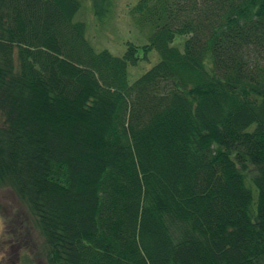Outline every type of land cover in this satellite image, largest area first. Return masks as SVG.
<instances>
[{"label": "trees", "instance_id": "16d2710c", "mask_svg": "<svg viewBox=\"0 0 264 264\" xmlns=\"http://www.w3.org/2000/svg\"><path fill=\"white\" fill-rule=\"evenodd\" d=\"M91 2L107 22L115 2ZM83 6L0 0V185L37 260L264 264V0H136L148 41L122 55Z\"/></svg>", "mask_w": 264, "mask_h": 264}, {"label": "rangeland", "instance_id": "374dc122", "mask_svg": "<svg viewBox=\"0 0 264 264\" xmlns=\"http://www.w3.org/2000/svg\"><path fill=\"white\" fill-rule=\"evenodd\" d=\"M113 1L115 6L112 15L107 22L100 25L93 12L91 0H83V10L77 16V20L87 23L88 37L92 44L99 50L108 49L115 55H122L125 52L128 41L139 46L147 44L149 31L135 28L134 21L126 9L136 0ZM184 41L185 38H178L175 44L181 45ZM151 59L154 64L157 57L151 54ZM152 64L142 61L137 67L130 68V81L134 82ZM13 229L23 234L22 246L12 241ZM39 243V236L31 225L28 211L19 201L15 191L8 186L0 185V264H19L26 255L36 264H44L43 260H37L35 257Z\"/></svg>", "mask_w": 264, "mask_h": 264}]
</instances>
